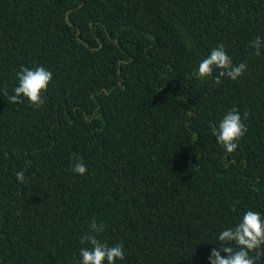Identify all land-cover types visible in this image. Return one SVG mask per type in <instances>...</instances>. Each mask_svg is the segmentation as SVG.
<instances>
[{"label": "trees", "instance_id": "1", "mask_svg": "<svg viewBox=\"0 0 264 264\" xmlns=\"http://www.w3.org/2000/svg\"><path fill=\"white\" fill-rule=\"evenodd\" d=\"M257 37L264 0H0V264H79L93 221L116 264H208L264 213ZM221 45L245 72L196 79ZM21 66L53 72L42 106L8 101ZM232 108L248 131L228 153L211 127Z\"/></svg>", "mask_w": 264, "mask_h": 264}, {"label": "clouds", "instance_id": "2", "mask_svg": "<svg viewBox=\"0 0 264 264\" xmlns=\"http://www.w3.org/2000/svg\"><path fill=\"white\" fill-rule=\"evenodd\" d=\"M256 55L261 54L264 48V40L257 37L252 41ZM219 70L216 75H213ZM246 70V64L234 65L232 58L225 51L223 45L215 47L211 52L199 62L193 70V75L198 80L213 78L219 82L221 77L227 76L232 80L238 79ZM17 86L11 94L5 92L10 103H21L27 99L34 106H42L44 103L43 92H46L51 81L53 72L44 66H34L32 68L21 66V70L16 74ZM247 113L242 117L236 108L227 111L218 123L211 127V132L216 141L228 153L234 152L239 141L245 136L248 129L244 120ZM73 173L84 175L87 166L83 162H78L72 169ZM18 181H23L24 172L17 171ZM103 224L92 222L89 233L81 238L82 243L90 247L79 249V264H116L118 260L125 257L123 244L108 245L98 237L104 231ZM218 244H215L208 256V264H256V258L250 255L251 251L259 250L264 246V213L254 210H246L237 220L235 225L227 227L217 234ZM235 244L232 246H226ZM223 253V254H222Z\"/></svg>", "mask_w": 264, "mask_h": 264}]
</instances>
